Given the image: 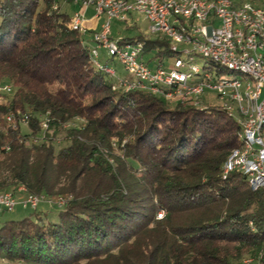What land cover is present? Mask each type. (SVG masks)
<instances>
[{
  "label": "trees",
  "instance_id": "obj_1",
  "mask_svg": "<svg viewBox=\"0 0 264 264\" xmlns=\"http://www.w3.org/2000/svg\"><path fill=\"white\" fill-rule=\"evenodd\" d=\"M62 2L74 1L0 0V190L65 201L54 219L42 204L0 223V260L242 264L259 255L264 189L238 172L222 177L242 146L238 121L205 101L171 105L120 88L94 65ZM123 40L142 42L152 68L173 58L164 38Z\"/></svg>",
  "mask_w": 264,
  "mask_h": 264
},
{
  "label": "built area",
  "instance_id": "obj_2",
  "mask_svg": "<svg viewBox=\"0 0 264 264\" xmlns=\"http://www.w3.org/2000/svg\"><path fill=\"white\" fill-rule=\"evenodd\" d=\"M81 11L72 18V29L86 34L85 10L93 8L97 18H106L102 30L94 33L91 60L101 71L119 82L126 92L142 90L172 100H195L203 104V96L216 102L240 125L242 146L234 150L223 166V179L231 173L242 174L253 191L264 189V3L262 0H73ZM58 5L54 6V10ZM138 14L150 22V33L170 43L173 55L168 64L155 68L145 60L142 42H125L110 37L111 22H131ZM86 46V43L83 42ZM105 50L111 59L118 57L130 76H118L116 70L99 60ZM208 60L219 71L239 73L243 78L221 79L212 65L199 67L196 58ZM224 72V71H223ZM3 92L11 93L5 86ZM171 100V101H170ZM177 103V102H176ZM10 114L7 121L16 124ZM20 124L28 126L29 118L21 115ZM48 119L43 128L48 129ZM39 140V139H37ZM36 140V141H37ZM17 194L0 190V210L14 212L17 207L35 210L52 201L45 196L29 194L24 187ZM164 217L160 212L159 219ZM242 264H264V251L246 258Z\"/></svg>",
  "mask_w": 264,
  "mask_h": 264
},
{
  "label": "rangeland",
  "instance_id": "obj_3",
  "mask_svg": "<svg viewBox=\"0 0 264 264\" xmlns=\"http://www.w3.org/2000/svg\"><path fill=\"white\" fill-rule=\"evenodd\" d=\"M67 12L69 14H74L77 11L76 7H68L66 8ZM104 20H106V18L104 16L101 17V21L105 22ZM131 22L132 23H127V22H121L118 20H112L111 22V33H110V37H112L114 40H122V39H126V38H134L138 35H145L149 38H155V35H152L150 33V22L143 16H140L138 14H133L131 16ZM162 39V38H160ZM99 60L102 64H104L105 66L108 67H112L116 70V73L118 76H126L128 78H130V76L125 72L123 65L119 62L118 57H115L114 59H111V57L108 55V53L104 50L100 51V56H99ZM196 64L203 68L205 67H209L210 65H212L208 60L201 58V57H197L196 58ZM213 72H218L221 79H236V78H243L244 76L239 74V73H231L229 71L223 70L222 72L219 71L218 67L215 65H212V70ZM109 79H111L109 76H107ZM212 97V95H208V96H203V100L205 102H207V104L209 106H216V102L212 101H208L210 98ZM1 101V100H0ZM171 101V100H170ZM203 101V104L205 105ZM176 102H178L177 100H172L170 102L171 105H175ZM25 132H27V129L24 128L23 129ZM64 146V144H60L59 147ZM18 195V194H16ZM43 209H45L44 211H51L50 214L51 218H55L56 213L58 212V210L62 209V207L60 206V204L56 203L54 205H49V206H44ZM30 211H26L23 210L21 207H17L16 210L14 212H2V210H0V223L6 222V221H17V220H21L26 218L27 216L30 215ZM0 264H4L1 260H0Z\"/></svg>",
  "mask_w": 264,
  "mask_h": 264
},
{
  "label": "crops",
  "instance_id": "obj_4",
  "mask_svg": "<svg viewBox=\"0 0 264 264\" xmlns=\"http://www.w3.org/2000/svg\"><path fill=\"white\" fill-rule=\"evenodd\" d=\"M68 7H71V8L76 7L77 11L75 13L81 11V9H82L81 6L75 2H69V3L62 2L61 3V8L63 11L67 12L66 8H68ZM84 12H85V17H86L85 25H86V30H87V32L85 34V42L89 48H93L95 46V44L92 40L93 34L98 33L102 30V25L104 22L101 21V18L96 17V14H95V11L93 8H88ZM74 14H70V15L74 16Z\"/></svg>",
  "mask_w": 264,
  "mask_h": 264
}]
</instances>
